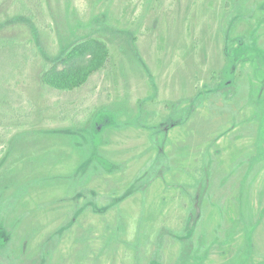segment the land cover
<instances>
[{
	"label": "rangeland",
	"instance_id": "1",
	"mask_svg": "<svg viewBox=\"0 0 264 264\" xmlns=\"http://www.w3.org/2000/svg\"><path fill=\"white\" fill-rule=\"evenodd\" d=\"M90 36L106 67L46 85ZM0 240V264H264V0H0Z\"/></svg>",
	"mask_w": 264,
	"mask_h": 264
},
{
	"label": "trees",
	"instance_id": "2",
	"mask_svg": "<svg viewBox=\"0 0 264 264\" xmlns=\"http://www.w3.org/2000/svg\"><path fill=\"white\" fill-rule=\"evenodd\" d=\"M7 43L12 47V44L15 45L17 42L12 40ZM110 58L111 48L105 39L99 36L87 37L77 42L57 61L52 60L45 63L43 82L59 91H78L88 83L92 75L106 67ZM60 62L66 66L60 68ZM100 139V135L94 131L96 147L100 145ZM95 158L104 167H110V162L99 154H95Z\"/></svg>",
	"mask_w": 264,
	"mask_h": 264
}]
</instances>
